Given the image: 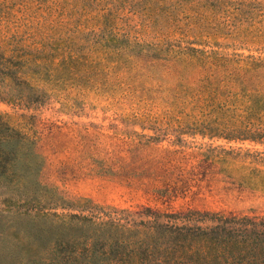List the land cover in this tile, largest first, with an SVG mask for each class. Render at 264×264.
<instances>
[{
  "label": "rangeland",
  "instance_id": "rangeland-1",
  "mask_svg": "<svg viewBox=\"0 0 264 264\" xmlns=\"http://www.w3.org/2000/svg\"><path fill=\"white\" fill-rule=\"evenodd\" d=\"M0 122V242L11 213L261 220L264 0H0Z\"/></svg>",
  "mask_w": 264,
  "mask_h": 264
},
{
  "label": "trees",
  "instance_id": "trees-1",
  "mask_svg": "<svg viewBox=\"0 0 264 264\" xmlns=\"http://www.w3.org/2000/svg\"><path fill=\"white\" fill-rule=\"evenodd\" d=\"M24 142L0 122L1 189H14L10 184L23 170L19 152L26 151ZM11 216L16 222L35 223L6 230L12 241L0 242V264H264V218L203 215L202 221L212 223L203 227L199 223L205 222L190 225L186 217L182 219L188 224L98 223L80 217L71 223L47 221L46 215Z\"/></svg>",
  "mask_w": 264,
  "mask_h": 264
}]
</instances>
